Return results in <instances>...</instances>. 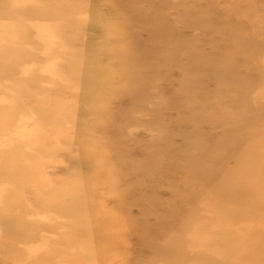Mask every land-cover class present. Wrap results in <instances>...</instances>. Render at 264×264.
Returning a JSON list of instances; mask_svg holds the SVG:
<instances>
[{"label":"rangeland","instance_id":"rangeland-1","mask_svg":"<svg viewBox=\"0 0 264 264\" xmlns=\"http://www.w3.org/2000/svg\"><path fill=\"white\" fill-rule=\"evenodd\" d=\"M261 153L264 0H0V264H218L219 220L264 258Z\"/></svg>","mask_w":264,"mask_h":264},{"label":"bare ground","instance_id":"bare-ground-1","mask_svg":"<svg viewBox=\"0 0 264 264\" xmlns=\"http://www.w3.org/2000/svg\"><path fill=\"white\" fill-rule=\"evenodd\" d=\"M18 6V4H17ZM14 10H16V3H14ZM40 11H43L45 13H48L49 16H53V11H54V6L51 5L50 7H38L37 8ZM29 24H32L31 21H28ZM66 22V21H65ZM67 24H69L67 22ZM3 28V32L5 33L7 37V39L9 38V36L14 37L15 39H19V38H23L24 39V35L22 34L24 31L30 29L32 32L35 31V27L36 25H29V27H23L22 23H21V27L19 25V23H17L16 25H14L13 27H11L9 24H4L1 26ZM47 33V32H46ZM35 33H32L31 38H33ZM15 39L14 41L11 40L12 44H15ZM46 38L42 39L41 41H44ZM47 48L44 49V51H46ZM41 52H43V50H41ZM26 54V53H23ZM42 56V55H40ZM30 89V88H29ZM39 106L40 103L38 102ZM8 152V151H7ZM216 156V153L214 154ZM208 164L210 165V167L212 168V163L210 161H208ZM213 162V161H212ZM235 162H237L236 166L239 170H242L239 172V181H241L242 183H247L250 184L247 187H245L244 192H241L242 195L247 199V201L249 202L250 206L253 205L254 208L257 207L259 205V201H263L264 200V193L260 191V189H258L255 184L254 181L252 180L253 176L258 177V174L260 173L261 170H263V166H264V153L258 154V156L256 157H245L242 160L238 161L237 159L235 160ZM214 163V162H213ZM246 172L247 175H243V173ZM199 181V184H203L206 180H208L203 174L200 175V177H198L197 179ZM250 207H248L247 212L249 211ZM262 209H264V206L262 207ZM248 216V214H246ZM229 220L226 221H218L216 223V228H214L215 231H217L218 233H220L222 236L224 237H228L225 240L229 243V245L227 247L222 246V244L219 246L222 248V251L219 253H214V255L218 256V264H225V262L227 261V258H229L231 255L233 256V260L236 261L234 262V264H243V259L241 258V252L246 253L250 252L249 258L252 260V264H260L261 261L264 259L262 257V255L257 254L258 248L255 246H253L252 248H248L241 246V250L239 251V246H237V243L239 241V234H241L239 232V228L238 226H233L230 222L228 224ZM225 223V224H224ZM248 232H253V230L248 227ZM256 232V231H255ZM191 236H197L195 237L192 241H188L185 240V242H189L192 245V252L187 250V254L188 257L190 258V260L197 264L199 261L198 259H200V257L202 255L205 254H209V256L211 255V250L212 248H218L216 247H212L211 245V241L215 238L212 237L210 235H207L202 238V237H198V235L196 233H192ZM210 237V238H209ZM209 238V242L208 239ZM243 238V237H242ZM241 238V240L243 242H245V240H243ZM207 242V243H206ZM171 245V246H176V242H170L169 240H167V246ZM234 248V249H231ZM239 252V253H238ZM238 253V254H237ZM22 261H26V263H28L27 259L24 257L22 259ZM202 262H199V264H201ZM213 264V263H210Z\"/></svg>","mask_w":264,"mask_h":264}]
</instances>
